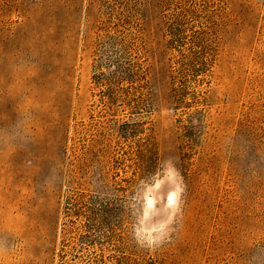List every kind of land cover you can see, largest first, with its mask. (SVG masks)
Here are the masks:
<instances>
[{"label":"rangeland","instance_id":"374dc122","mask_svg":"<svg viewBox=\"0 0 264 264\" xmlns=\"http://www.w3.org/2000/svg\"><path fill=\"white\" fill-rule=\"evenodd\" d=\"M0 131V264H261L264 0H0Z\"/></svg>","mask_w":264,"mask_h":264},{"label":"clouds","instance_id":"9594fccd","mask_svg":"<svg viewBox=\"0 0 264 264\" xmlns=\"http://www.w3.org/2000/svg\"><path fill=\"white\" fill-rule=\"evenodd\" d=\"M30 119L31 117L23 122L24 123L23 135L19 136L20 140H24L27 138L26 125L29 123ZM12 140H13L12 134L0 131V146L5 148L6 150H12L15 147V145L12 144ZM169 172L171 175H178V172L175 169H170ZM157 187H159V185H157ZM152 192H153V188L149 187L144 194V204L146 206V209L151 208L154 204V201L150 198ZM175 197L176 195H173L171 197V200L173 202L172 205L176 203ZM169 222H171V219L169 220ZM145 238L150 240L152 239L151 237H145ZM159 239H160L159 237L155 238L156 241H158ZM261 264H264V261H262Z\"/></svg>","mask_w":264,"mask_h":264}]
</instances>
